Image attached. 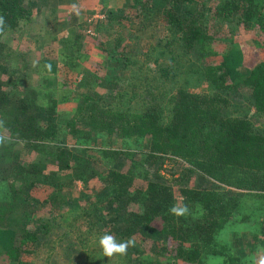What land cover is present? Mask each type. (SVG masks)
<instances>
[{"label": "trees", "instance_id": "1", "mask_svg": "<svg viewBox=\"0 0 264 264\" xmlns=\"http://www.w3.org/2000/svg\"><path fill=\"white\" fill-rule=\"evenodd\" d=\"M165 1L161 9L150 0H125L122 10L133 9L127 17L130 25L137 17L132 29H151L155 41H161L157 29L168 28L190 59L204 58L210 42L220 39L219 30L210 32L212 23L219 29L227 24L229 31L235 23L264 32V0ZM31 6L27 0H0V241L9 244L0 264L30 263L43 236L25 226L26 218L46 204L43 221L50 224L59 205L53 191L45 201L34 192L51 187L57 194L61 187L55 185L64 176L99 187L91 189L96 191L89 196L94 209L86 217L97 213L99 199L106 201L103 208L112 214L102 211L89 225L133 241L126 264H185L193 259L194 243H199L194 263L252 264L254 253H247L250 262L243 261L234 247L251 253L252 247L264 248V131L248 121L252 110L264 116V62L244 69L230 45L218 75L203 80L213 86L206 96L190 92L192 84L185 89L168 67L161 79L169 89L151 93L149 100L137 102L138 108L86 97L71 99L75 109L64 112L59 110L62 97L22 84L17 65L22 62L5 39L29 19ZM206 75L196 72L189 78ZM104 138L114 147L79 142ZM23 154L35 160H24ZM168 160H176V167L167 176L161 169ZM177 160L186 166L179 167ZM42 165L59 175L43 179ZM249 202L261 203L260 220L259 211L247 213ZM173 208L186 211L176 214ZM190 224L198 230L190 231Z\"/></svg>", "mask_w": 264, "mask_h": 264}, {"label": "rangeland", "instance_id": "2", "mask_svg": "<svg viewBox=\"0 0 264 264\" xmlns=\"http://www.w3.org/2000/svg\"><path fill=\"white\" fill-rule=\"evenodd\" d=\"M150 1L157 8L164 9L166 6L165 0ZM27 2L32 5L30 10L32 14L21 23L18 31H10L5 39L10 52L22 62L17 64L18 78L23 81L22 84L46 94L62 97L65 103L60 104V111L71 112L75 109L73 101H83L86 97L100 104L106 100L113 106L138 108L137 102L149 100L151 93L169 89L161 79V75L164 74L162 70L168 67L172 68L175 76H179L178 79L185 89L192 84L189 87L190 92L206 96L212 92L213 86L212 83L203 80L218 75L217 70L223 58L232 48L234 49L232 53L240 56L244 69L250 70L256 64L264 62V32L258 27L249 25L250 28L247 29L233 23L229 31L230 26L227 24H220L222 28L219 29L212 23L210 32L213 29L219 30L220 39L216 38L210 42L204 58L194 60L183 55L180 46L175 43L178 42V36L169 32L168 28L157 29V36L161 41L152 38L151 29L144 30L142 27L132 29L137 17L130 25L127 17L132 16L134 10L126 8L123 12L125 0H27ZM230 35L231 38L226 39ZM171 42L174 43L170 44ZM174 50H178L175 55ZM196 72L208 75L202 80L194 81L193 77L190 79L189 76ZM248 121L250 126L262 128L264 131V116L258 115L256 110L249 113ZM115 140L112 139L111 143L117 145L119 142L116 143ZM63 141L68 142L66 135ZM79 142L100 149L114 147L106 138L96 139L93 143ZM23 159L35 160L27 154H23ZM178 162H181L179 167L186 166L183 161ZM175 167L176 160H168L161 172L168 176L170 170ZM39 171L43 179L59 175L53 171V167L47 169L44 165L40 166ZM57 187H61L57 194L51 187H43L40 190L37 188L34 192L45 201L48 194L53 191L59 205L54 209L55 217L52 219L54 221L50 224L43 221L48 208L46 204L27 216L25 226L37 229L39 235L43 236L32 249L28 264H126L127 252L131 245L125 254L106 257L99 241L108 231L89 225L92 218L102 216V211L106 216L112 214L107 208H103L106 201L99 199L97 213L92 217H86V213L94 209L92 202L95 199L91 202L89 196H94L96 191L93 193L91 189L97 190L99 187L90 185L89 188L81 181H77L76 176L62 177L54 189ZM176 198L179 202L183 200L178 194ZM260 206L261 203L254 205L253 202H249L248 208L251 209L247 213L251 212L255 216L261 209ZM262 213L263 210L258 212L257 220H260ZM44 224L50 227H45ZM189 228L190 231L198 230L195 224H190ZM111 235L117 242L126 241L121 235ZM196 237L198 239V235ZM198 244L190 245L196 254L199 250ZM8 247L9 244L5 245L0 241V256ZM234 250L243 261L250 262L247 253H254L252 264H264V248L252 247L250 249L254 250L252 253L238 246L234 247ZM195 253L192 254L193 257L191 256L193 259L184 261L185 264L224 263L223 260L202 263L201 259L200 263H194ZM88 255L92 260L96 259L91 261ZM133 257L137 259L136 254H133Z\"/></svg>", "mask_w": 264, "mask_h": 264}, {"label": "clouds", "instance_id": "3", "mask_svg": "<svg viewBox=\"0 0 264 264\" xmlns=\"http://www.w3.org/2000/svg\"><path fill=\"white\" fill-rule=\"evenodd\" d=\"M171 211L176 214H182L186 209L173 208ZM99 242L106 257H111L113 254H125L128 247L133 243L131 240L117 242L113 236L109 234L103 235Z\"/></svg>", "mask_w": 264, "mask_h": 264}]
</instances>
